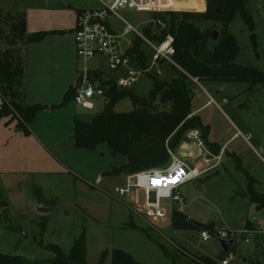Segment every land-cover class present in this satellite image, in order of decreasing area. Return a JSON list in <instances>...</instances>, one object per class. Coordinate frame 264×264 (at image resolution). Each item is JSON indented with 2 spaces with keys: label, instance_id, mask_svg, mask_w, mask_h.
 <instances>
[{
  "label": "rangeland",
  "instance_id": "1",
  "mask_svg": "<svg viewBox=\"0 0 264 264\" xmlns=\"http://www.w3.org/2000/svg\"><path fill=\"white\" fill-rule=\"evenodd\" d=\"M245 6L251 24L237 12L226 30L238 41L236 62L264 69V0H248ZM97 7L96 0H0V8L5 11L27 12L28 32L50 31L41 42L25 47V102L58 104L70 85L78 86L83 82L87 71L98 72L103 81L115 75L106 55L97 54L83 61L77 57L71 41L77 11ZM119 15L138 32L143 33L146 26L155 29L149 11L120 10ZM8 23L4 22L0 28V50L8 45L4 40L9 34ZM127 23L116 18L111 20L118 33ZM196 24L216 30L219 35L223 29L221 22L196 21ZM136 34L131 31L126 35L129 43L133 44ZM157 68L155 64L152 70ZM162 69L160 77L164 79L175 75ZM149 74H140L132 86L133 91L144 98H148L152 87ZM202 84L218 103H211L200 113L210 124L208 139L221 146L229 141L219 163L198 178L201 191L193 187V182L185 184L182 187L185 203H177L175 208L189 220L207 225V230H242L248 220L264 227V204L258 205L257 210V204L248 195L250 177L254 190L264 193V162L242 137L233 136L237 127L244 134L251 133V143L257 150L264 148V84L253 88L245 82L202 81ZM216 87L219 92H215ZM194 95L192 104L197 103ZM2 102L0 95V106ZM104 103L105 95L101 94L96 97L94 108L82 107L72 99L61 108L40 110L22 125L16 118L9 121L10 116L1 119L0 202L8 205L0 207V252L45 260L53 256L46 245L56 243L68 253L74 240L85 230L86 264L98 263L104 250L109 252L104 264H111L114 249L126 251L145 264H198L191 255L208 256L220 262L216 241H204L197 228H176L170 208L164 220L150 222L129 208L125 203L128 197L120 200L111 195L115 186L124 185L126 174L108 171L123 163L125 157L112 154L106 144L94 149L75 147V119L91 120L104 108ZM113 109L131 111L134 105L130 98H124ZM182 142L193 147L194 159L202 160L205 167L216 162L208 154L207 146L197 148L194 141L186 138ZM181 145L175 149L178 154ZM180 156L188 162L193 160ZM35 187L40 189V202L49 207L50 212L37 211ZM44 216L48 221L42 233ZM232 256L233 260L229 258L232 264H250L260 257V252L249 253L246 243H241L240 251Z\"/></svg>",
  "mask_w": 264,
  "mask_h": 264
},
{
  "label": "trees",
  "instance_id": "2",
  "mask_svg": "<svg viewBox=\"0 0 264 264\" xmlns=\"http://www.w3.org/2000/svg\"><path fill=\"white\" fill-rule=\"evenodd\" d=\"M247 1L206 0L204 11L170 10L151 13L153 18L166 22V26H159L157 32L146 30L148 37L160 43L167 35H172L175 47L173 58L179 68L161 63V68L164 67L165 71L175 74L171 79L150 73L152 87L148 98L136 94L132 88H119L115 77L102 81L98 72H91L90 79L94 77L100 80L105 95L104 108L96 112L91 120L75 119V147L94 149L100 144H106L112 154L125 157L123 163L108 171L110 174L121 172L128 174L167 165L170 160L167 146L175 150L191 129H199L205 146L212 154H218L221 146L208 139L209 124H205L199 115L192 114V82L181 69L199 77L203 82H245L249 84V88L264 84V69L236 62L239 52L238 41L226 30L227 24L237 12L251 24V16L245 6ZM6 21H9V34L4 36V40L8 45L0 50V95L3 97L0 121L5 116H10L9 121L16 118L22 125L32 120L40 110L61 108L75 99L79 85H70L58 104L25 102V46L41 42L50 31L38 30L27 33L24 11L13 12L0 8V28ZM196 21L223 23L219 38L216 41L212 40V30L201 28ZM127 54L138 66L145 67L150 62L152 51L144 45L141 38L135 36ZM124 98H130L134 109L115 111L114 106ZM190 114L192 116L189 117ZM237 160L240 165V160ZM249 179V198L262 206L264 193L256 192L252 186L253 179L251 177ZM34 190L37 201L40 202L42 198L40 189L35 187ZM47 221L48 217L44 216L42 233L45 231ZM172 224L180 229L203 230L207 226L205 224L199 226L178 209L172 213ZM46 249L52 252L53 256L45 260H31L23 255L0 252V264H86L85 230L74 240L68 253L56 243H49ZM108 255V250H104L96 264H104ZM191 257L198 264H218L208 256L191 255ZM221 258H224V254ZM111 264L145 263L137 261L126 251L114 249L111 254ZM250 264L261 263L254 260Z\"/></svg>",
  "mask_w": 264,
  "mask_h": 264
},
{
  "label": "built area",
  "instance_id": "3",
  "mask_svg": "<svg viewBox=\"0 0 264 264\" xmlns=\"http://www.w3.org/2000/svg\"><path fill=\"white\" fill-rule=\"evenodd\" d=\"M99 3L97 8H83L77 13L76 26L73 32V42L77 57L83 61H88L97 54H104L107 56L109 68L115 72L116 84L119 88H132L138 77L142 73H155L160 76L161 63L169 66H176L173 55L175 54V47L173 45V36L167 37L160 43L151 40L147 33L157 32L158 27H165L166 22L153 18L151 21L155 29L150 30V26L143 29V33L138 32L135 27L127 23L120 15V10H144L153 12L164 11H181L190 9H178L168 6V0H96ZM187 2L188 0H174V2ZM262 18L264 20V6L262 9ZM113 18L122 20L127 23L121 33L115 31L111 25ZM131 31H136L139 38L143 40L144 45L151 49L152 54L150 62L145 66H138L133 58L127 54V50L132 47L126 35ZM127 40L125 49H122L121 39ZM157 64L159 68L152 70L153 66ZM179 68V67H178ZM183 71L192 82V94H197L200 91L207 93L205 86L199 77L192 76L188 72ZM91 73V72H90ZM90 73L87 71L83 77V82L76 89V102L85 108H94L95 99L103 94V89L100 86L98 78H89ZM107 80V79H106ZM104 80V81H106ZM103 81V80H102ZM221 90H224L222 87ZM209 104H218L211 96ZM227 101L226 98L223 99ZM192 114L189 115V117ZM235 136L242 137L256 154L264 162V148L260 147L257 150L251 143V133L244 134L237 129ZM186 139L192 140L197 148L205 146L201 137L199 129H191L186 134ZM167 151L170 156L169 163L163 167L149 168L133 173H128L125 176L124 185L115 186L112 196L123 200L126 197L129 200L125 203L134 212L149 220L150 222L162 221L166 218L168 208L171 213L176 209L175 204L185 203V197L182 196V187L189 183L197 181L206 171L211 167H215L220 159L221 154L213 155L210 151L208 154L216 159V162L209 167H205L202 160H195L188 162L186 158L180 156L175 150L167 146ZM208 162L209 158H205ZM216 237L225 239H234L232 246L233 254L238 253L241 249V243H246L247 246L259 247L261 252L260 257L255 261L264 264V228H249L244 227L242 230L238 229H213L201 230V238L204 241L214 239ZM223 258L220 264H229V258Z\"/></svg>",
  "mask_w": 264,
  "mask_h": 264
},
{
  "label": "crops",
  "instance_id": "4",
  "mask_svg": "<svg viewBox=\"0 0 264 264\" xmlns=\"http://www.w3.org/2000/svg\"><path fill=\"white\" fill-rule=\"evenodd\" d=\"M172 6V7H174V8H178V9H190V10H197V11H204L205 10V8H206V0H188L187 2H179V1H177V2H174V0H168V6ZM202 8H204L203 10H202ZM17 10H20V9H17ZM21 11H23V10H21ZM25 12V14H26V24H27V12L26 11H24ZM77 13H78V11H77ZM77 17V16H76ZM75 26H76V23H75V25L73 26V28L71 29V31L72 32H74V29H75ZM38 31V30H37ZM34 32V31H33ZM27 33H31V32H28V30H27ZM72 43L74 44V42H73V38H72ZM55 43H52V45H54ZM27 46V45H26ZM25 46V47H26ZM75 47V46H74ZM212 84V83H211ZM206 88V87H205ZM51 90H52V87L49 89V93L51 92ZM206 91H207V93H205V92H198L197 94H195L194 96V98H196L197 99V103L195 104L194 103V101H193V104H192V114H197V115H199L200 117H201V119H202V121L205 123V124H208V122H205L204 121V119H203V117H202V115H200V113L203 111V110H205L207 107H209L210 105H212V104H209V100H210V97L209 96H211L212 98H214L213 96H212V94L207 90V88H206ZM215 92H219V87H216L215 88ZM26 94V93H25ZM215 99V98H214ZM209 126H210V124H209ZM237 129H239V128H237L236 127V130ZM235 134H233V136H234ZM232 136V137H233ZM231 137V138H232ZM228 141L229 140H227L225 143H223V145L221 146L220 144V146H221V149H220V152L218 153V154H220L221 152H223L224 151V147H225V145L228 143ZM218 143V142H217ZM249 145V144H248ZM251 149H252V147H250ZM195 149V148H194ZM253 150V149H252ZM254 151V150H253ZM255 152V151H254ZM256 153V152H255ZM179 154L180 155H184L185 157H187V158H193V160L192 161H189V162H193V161H195L196 159H194L195 158V155H194V150H193V147H191V145H188V144H186V143H184V142H182V145H181V148L179 149ZM218 154H213V155H218ZM258 156V155H257ZM259 157V156H258ZM260 158V157H259ZM261 159V158H260ZM262 160V159H261ZM246 171H247V169H246ZM185 200H186V198H185ZM37 201V200H36ZM37 204L36 205H44L42 202H36ZM257 206V210H259L260 208H259V206L258 205H256ZM245 227H249V228H264L263 226H255L250 220H248L246 223H245ZM220 250V249H219ZM247 251L249 252V253H252V254H256V253H258V251H259V247L258 248H255V247H253V246H247ZM232 252H235L234 250H232V248H231V250H230V252H229V254L228 255H224V258H226V257H230V254L232 253ZM260 252V251H259ZM222 252L220 251V257L222 256ZM233 254V253H232ZM236 254V253H235ZM260 255H261V252H260ZM233 257V256H232ZM234 258V257H233ZM233 258H231V260H233ZM242 258H243V261H245V262H247V258L245 257V255H242ZM213 259V258H212ZM223 258H221V260H222ZM215 261H217L216 259H214ZM254 260V259H253ZM256 260V259H255ZM218 262V264H220V262L219 261H217ZM229 264H232L231 262L229 263Z\"/></svg>",
  "mask_w": 264,
  "mask_h": 264
},
{
  "label": "water",
  "instance_id": "5",
  "mask_svg": "<svg viewBox=\"0 0 264 264\" xmlns=\"http://www.w3.org/2000/svg\"><path fill=\"white\" fill-rule=\"evenodd\" d=\"M219 38V33L216 30H213L211 33V39L216 41ZM121 44H122V49L126 48L127 45V40L125 38L121 39ZM193 187L195 189H198V191H201V187L199 186V181H194L193 182ZM8 204L1 201L0 202V207L3 206H7ZM36 209L38 212L42 213V214H46L48 212H50V208L46 207L45 205H36ZM199 226H202V223H197ZM215 241L220 249V251L224 254V255H228L233 244H234V239H225V238H220V237H216Z\"/></svg>",
  "mask_w": 264,
  "mask_h": 264
}]
</instances>
